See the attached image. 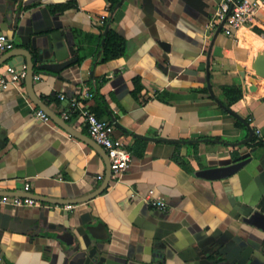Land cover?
I'll list each match as a JSON object with an SVG mask.
<instances>
[{
	"label": "crops",
	"instance_id": "obj_1",
	"mask_svg": "<svg viewBox=\"0 0 264 264\" xmlns=\"http://www.w3.org/2000/svg\"><path fill=\"white\" fill-rule=\"evenodd\" d=\"M219 1L121 0L109 12L107 0H0V33L13 41L0 59L24 52L33 93L69 126L35 116L25 76L0 88V193L29 182L39 201L0 205L4 264H264V231L243 219L250 206L264 214V76L253 69L264 63V1L230 35ZM106 19L125 49L104 61ZM86 92L113 135L129 137L116 183L71 108ZM238 159L248 161L228 177L195 174ZM148 190L166 209L141 200Z\"/></svg>",
	"mask_w": 264,
	"mask_h": 264
},
{
	"label": "built area",
	"instance_id": "obj_2",
	"mask_svg": "<svg viewBox=\"0 0 264 264\" xmlns=\"http://www.w3.org/2000/svg\"><path fill=\"white\" fill-rule=\"evenodd\" d=\"M264 0H220L215 7L214 17L218 18L222 23V28L229 35L244 25L251 24L255 17L261 2ZM13 48L11 38L0 33V52ZM26 74L25 67L17 70L12 65L4 64L0 70V88L5 89L10 84L15 83ZM92 93L86 92L82 97L71 99V108L74 113L79 116L86 125L90 138L99 145L107 154L110 167V178L113 182H118L123 172L128 168L131 162V152L128 149L127 140L129 137H116L113 135L114 121H109L98 117L87 104L84 102L85 97H91ZM63 98V96H61ZM35 116L44 121L49 116L40 108L35 111ZM64 119L70 117L68 111L63 112ZM256 135L259 130L256 128ZM100 178V176H98ZM30 183L24 182L20 192L12 194L0 193V205L12 206H34L39 201L29 194ZM131 197L137 196L135 191L131 192ZM141 200L159 209H166V203L160 197L154 196L153 190H148L141 197ZM71 208L72 205H65Z\"/></svg>",
	"mask_w": 264,
	"mask_h": 264
},
{
	"label": "water",
	"instance_id": "obj_3",
	"mask_svg": "<svg viewBox=\"0 0 264 264\" xmlns=\"http://www.w3.org/2000/svg\"><path fill=\"white\" fill-rule=\"evenodd\" d=\"M220 29V27H219ZM217 30V32L219 31ZM23 57H26V54L24 52H21L18 49H14L12 51H9L6 55H4L0 59V64L7 61V64L12 65L14 68L17 70H20L22 65H23ZM27 58V57H26ZM253 69L260 75L264 76V63L257 61L253 65ZM32 77H33V67L32 63L27 60V65H26V74L24 77V81L27 86V90L29 93L30 98L33 100V102L40 108L42 109L50 118H52L54 121H56L58 124H60L63 128L66 130H69V126L58 116L53 114L45 104H43L38 97L33 93V88H32ZM249 129V135L248 139H251L253 132L252 128L248 126ZM99 146V145H98ZM100 147V146H99ZM101 148V147H100ZM102 149V148H101ZM104 151V150H103ZM105 152V151H104ZM248 160L247 159H238L235 162L226 165V166H220V167H214V168H208L204 170H200L195 172L196 175L207 178V179H218V178H225L233 173H235L237 170H239ZM110 167L108 171V178L110 177ZM243 219L246 223L251 224L255 227H258L259 229L264 231V214L261 212H258L256 210H253L252 207H247L246 212L243 214ZM65 234L70 236L67 232H62V233H54L53 237L56 238L57 240L64 242V243H71L65 239ZM0 261L3 262V253L0 252Z\"/></svg>",
	"mask_w": 264,
	"mask_h": 264
},
{
	"label": "trees",
	"instance_id": "obj_4",
	"mask_svg": "<svg viewBox=\"0 0 264 264\" xmlns=\"http://www.w3.org/2000/svg\"><path fill=\"white\" fill-rule=\"evenodd\" d=\"M109 2L108 10L109 12H112L113 9L120 3L121 0H107ZM71 4H60V5H55L51 6L50 10L51 11H62L69 7ZM108 21L110 20H105L104 22V36H103V42L101 44V55H102V60H109V59H114L120 57L125 49V39L119 35L116 31L112 30L108 25ZM235 92L238 93V97H241L242 95V90L241 89H235ZM233 100H229L225 106H229Z\"/></svg>",
	"mask_w": 264,
	"mask_h": 264
}]
</instances>
